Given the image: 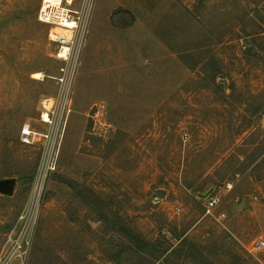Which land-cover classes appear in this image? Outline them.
Returning a JSON list of instances; mask_svg holds the SVG:
<instances>
[{"label": "rangeland", "instance_id": "obj_1", "mask_svg": "<svg viewBox=\"0 0 264 264\" xmlns=\"http://www.w3.org/2000/svg\"><path fill=\"white\" fill-rule=\"evenodd\" d=\"M39 4L0 0V251L25 224L23 264H264V0H76L67 64Z\"/></svg>", "mask_w": 264, "mask_h": 264}, {"label": "built area", "instance_id": "obj_2", "mask_svg": "<svg viewBox=\"0 0 264 264\" xmlns=\"http://www.w3.org/2000/svg\"><path fill=\"white\" fill-rule=\"evenodd\" d=\"M76 0H40L36 14V20L42 25L49 27L48 40L54 44L53 58L67 64L73 56L74 50L78 48L77 38L82 30L84 11L80 7L74 8ZM59 76L54 77L55 83L65 90L70 84V76L66 67H60ZM57 100L54 97H45L40 102V121L50 124V116L56 109ZM101 105L94 106L93 120L101 125ZM21 140L24 144H39L47 142L49 134L39 132L26 123L20 130ZM50 168V167H49ZM52 168H54L52 166ZM232 189L231 183L213 188L212 193L205 199L203 210L206 215L223 218L225 213L217 211L221 202V195ZM23 218V217H21ZM27 231L25 224L11 231L5 239L4 246L0 251V264H23L27 245ZM264 250V240L254 242L249 251L257 254Z\"/></svg>", "mask_w": 264, "mask_h": 264}, {"label": "water", "instance_id": "obj_3", "mask_svg": "<svg viewBox=\"0 0 264 264\" xmlns=\"http://www.w3.org/2000/svg\"><path fill=\"white\" fill-rule=\"evenodd\" d=\"M14 187V180L8 179V180H2L0 181V193L3 194H11ZM213 191V188L210 187L204 194H198V197L201 199L207 198Z\"/></svg>", "mask_w": 264, "mask_h": 264}, {"label": "trees", "instance_id": "obj_4", "mask_svg": "<svg viewBox=\"0 0 264 264\" xmlns=\"http://www.w3.org/2000/svg\"><path fill=\"white\" fill-rule=\"evenodd\" d=\"M240 172L236 171L235 174H239ZM253 180L255 181H261L264 179V176H251ZM129 240H133L130 236H129Z\"/></svg>", "mask_w": 264, "mask_h": 264}, {"label": "bare ground", "instance_id": "obj_5", "mask_svg": "<svg viewBox=\"0 0 264 264\" xmlns=\"http://www.w3.org/2000/svg\"><path fill=\"white\" fill-rule=\"evenodd\" d=\"M35 77L38 78L39 77V74H36Z\"/></svg>", "mask_w": 264, "mask_h": 264}, {"label": "crops", "instance_id": "obj_6", "mask_svg": "<svg viewBox=\"0 0 264 264\" xmlns=\"http://www.w3.org/2000/svg\"><path fill=\"white\" fill-rule=\"evenodd\" d=\"M260 183H264V181L260 182Z\"/></svg>", "mask_w": 264, "mask_h": 264}]
</instances>
